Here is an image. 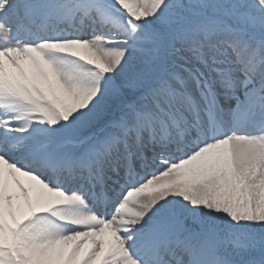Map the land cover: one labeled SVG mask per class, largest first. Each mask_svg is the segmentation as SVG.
<instances>
[{
	"label": "snow or ice",
	"instance_id": "1",
	"mask_svg": "<svg viewBox=\"0 0 264 264\" xmlns=\"http://www.w3.org/2000/svg\"><path fill=\"white\" fill-rule=\"evenodd\" d=\"M0 264H264V0H0Z\"/></svg>",
	"mask_w": 264,
	"mask_h": 264
}]
</instances>
